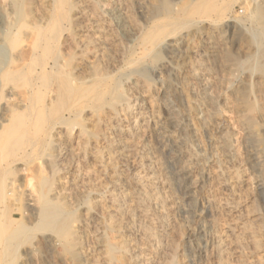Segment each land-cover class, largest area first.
I'll return each mask as SVG.
<instances>
[{"label": "bare ground", "instance_id": "bare-ground-1", "mask_svg": "<svg viewBox=\"0 0 264 264\" xmlns=\"http://www.w3.org/2000/svg\"><path fill=\"white\" fill-rule=\"evenodd\" d=\"M107 1L116 5L106 7ZM124 2L126 1L0 0V264H12L19 251H23L24 259L17 264H33L41 245H45L47 249L48 246L59 247L61 253L55 263L178 264L179 259L183 258L179 255L180 258H176L177 244L172 237L165 236L164 233L158 237L159 233L153 226H148L147 222L150 220L147 221L148 212L143 204L150 205L152 202L160 205L162 209L158 207L160 211L157 212L162 222L164 221L163 208L167 206H163L169 198L168 193L172 192L170 182L163 176L161 160L159 163L158 158L148 155L143 134V141L140 139V131H144L147 126L146 118L150 116L145 117L146 111L151 112L155 122L161 120H157L159 115H156L150 100H140V108L136 102L132 103L131 90L139 88V79L131 81L129 92L122 86L121 76L114 77L115 73H112L119 59L126 53L118 45L121 42H118L113 31L118 30L125 37L134 36L136 22L131 18L129 5ZM239 3L246 11V16L264 29V0H239ZM176 8L177 12H174L177 15L186 17L183 21H178L176 26H184L190 21L189 15L184 14L180 6ZM184 10H188L187 3ZM204 12L208 14L216 12V9L205 5ZM255 29L250 30L245 40L239 38V50L242 54L240 56L244 57V61L241 60L245 63L243 69L248 73L257 72L259 77L254 76V84L262 87L264 38ZM136 30L137 27L134 31L137 32ZM210 30L202 36L201 51L196 55L212 61V57L217 56L218 44L223 40L220 36L213 40V33H217L216 27ZM165 31L163 25H156L144 36L143 51L128 53L130 56H126V65L136 67L150 49L149 46L157 44ZM126 45L127 42L125 47ZM172 47L176 49V43ZM227 60L231 59L228 57ZM192 62H187L178 72L179 75L184 74L179 85L180 92L187 105L197 110L191 117L192 124H195L201 119L200 111L206 112L207 115L205 113L204 116L208 119L211 117L213 106L206 105L211 107L210 110L206 106L201 107L200 95L203 94L209 99L207 103L210 102V89L214 87L210 85L214 81L217 83L219 78H212L208 68L201 70L198 66L199 70L196 69ZM208 64L207 67L210 65ZM230 64L238 65V60L233 59ZM135 67H131L132 73L135 72ZM226 69L229 70L228 66ZM224 71L226 72L225 68ZM244 75L249 76L244 73V78H237L238 84L231 89L240 99L238 104L242 107V117L248 123L257 117V112L255 117L253 114L251 117V113L255 112L250 79L248 80L251 76ZM198 86L201 87L200 93ZM136 92L139 91H135V94ZM140 94L142 95L141 89ZM199 123L201 122H197L198 125ZM156 129L158 130L157 127ZM247 129L250 134L256 133L249 124ZM262 129L264 130L263 126ZM224 146L221 148V155L220 152L216 154L223 162L211 159L207 167L198 162L199 156L188 147L171 150L168 161L175 167L174 176L179 186L191 199L196 187L197 171L205 167L212 169L209 177L218 181L221 191L225 192V196L218 199V208L228 218L223 228L225 242L227 241L229 249L234 246V252L240 253V237L244 233L250 234L253 247L259 249L260 255L258 254L256 263L264 264V245H260L259 237L257 238L259 235L252 231L253 223L257 221L256 215L247 211V207V212L243 208L245 212L241 213L247 191L244 189V194L238 187L248 180L246 177L240 178L237 170H228L226 177L218 170L222 163L231 167L238 165L234 163L236 161L231 148ZM138 152L141 160L138 159L144 168L142 171L136 166L134 167L138 171H134L132 164L128 165L129 168L125 166ZM213 223V232L209 237L211 245L214 243L212 237L216 236ZM171 230L169 231L174 233L175 230ZM90 233L99 248L97 252L91 249L92 246L90 248V242L89 246L87 244ZM94 239L91 242L94 243ZM215 242V255L213 251L207 254L211 263H214V257L218 258L222 251L218 237ZM155 245L160 247V252ZM54 256L57 257V254Z\"/></svg>", "mask_w": 264, "mask_h": 264}, {"label": "rangeland", "instance_id": "rangeland-1", "mask_svg": "<svg viewBox=\"0 0 264 264\" xmlns=\"http://www.w3.org/2000/svg\"><path fill=\"white\" fill-rule=\"evenodd\" d=\"M125 1L126 2L124 3L126 5L127 4L129 5L128 8L130 10V15L133 22L138 23V24L134 23L135 28L137 27L138 30H136L137 32H135L134 31L135 28H134L133 30L134 36L131 37H127V36L125 37L118 30H116L118 33L115 31L117 34L113 31V33L117 37L118 42H121L118 43V45L121 46V48H124L126 50V53H124L122 59H119L120 61H118L117 66L113 68L112 73L113 74L115 73L114 77L121 76L122 86L127 90H129V85L131 87L132 80L137 81L139 79L138 84L142 88L140 86H138L139 88H135V91L137 90L139 91L136 92V94L134 90H131L134 92V93L132 92L130 96L132 99V103L136 102L137 107L139 106L138 108H140L142 107V105L140 104L141 103L140 100H144V99H145L144 101L150 100V102L154 107L156 115H159V117H157L158 118L157 120H161V121L155 122V120L152 119V116L150 114L151 112L150 111L145 112V117L149 115L150 116L146 118L147 126L145 125L146 127H144V131L142 132L140 131V139L141 141H143V136H144L145 140L143 142H145L146 147L148 148L147 149L148 155L150 156L152 155L158 158L157 160H159L158 161L159 163L161 160V164H160L161 171L164 174L163 176L167 177L168 181L170 182V187L172 189V192L170 191L168 193L167 196L169 198H167V201L163 206V207L167 206L166 208H163L164 210L163 222L159 212H157L159 210L158 207L161 208L160 205H155L152 202H150L151 203L150 205H148V203H143L144 208L148 212L147 215L149 219L147 218V221L150 220L149 222H147L148 226L150 227L153 226L152 228L157 233H159L157 234L158 237L160 236V234L161 236H163L164 233L165 236L172 237L171 239L175 240L177 244L176 258H178L179 256L183 257V258L179 257L180 258L179 260L183 262L181 263L180 261H178V264H184V263L186 264H257L256 260L259 257L258 256L259 249H255L253 247V244L249 239L250 234L244 233L240 237L239 240L242 246V251L240 253L234 252L235 250L234 248H232L234 246L230 247L229 249V246L227 245V241L225 242L223 228L228 218H226V216L224 215L225 213L220 210V207L218 208V206L220 205V203L218 202L225 196L224 194L225 192L221 191L222 189H220L218 185V181L215 180L217 182L215 183V181L212 180L211 177H209L212 175L211 173L212 169L206 167L210 161L215 159L217 161L219 160L220 157L219 155L216 154H219L223 145L231 148L234 161H236L234 163L238 165L231 167L226 164L225 165L227 167L226 168L222 163L219 165L218 170L223 174V176L225 175L224 177L227 176L228 170L229 171H231V169H233L232 171L237 170L236 173L238 176H240V178L245 179L246 177V179L248 180L246 182L244 181L243 184L240 187H238V189L240 188V192L242 193L247 191L246 194L244 193L246 195V196L244 195L246 199L245 202L242 203L243 206L241 207V213L244 214V212L246 211L245 207H247L248 208L247 211H252L253 212L252 214L256 215L257 221H254L253 223L254 227L252 226L253 227L252 231H254L255 233H257V235H259L257 236V238L259 237L258 240L260 242V245L263 246L264 245V133H263L264 130L262 129V126L264 127V82L262 84V87L261 85L254 84L256 81L255 80L256 77H259V75H257V72L250 71V73H248L249 71L247 72V70L245 71V69H243L244 68L243 65L245 63L243 64V62H241V60L244 61V57L240 56L242 54L240 53L239 50V44L241 42L240 40L241 39L242 41L245 40V38L249 36L248 34L251 31H254L255 28H256L255 30L261 32L262 34L261 37L264 38V29H262L257 23L252 22L248 18V16H246V11L243 9L242 5H240L239 0L238 1L237 0H125ZM184 1L186 2L183 3ZM186 3L188 10H184V6ZM112 4L116 5L115 3L110 1L105 2L106 7L111 6ZM203 5L214 7L216 9V12L218 13L212 12L205 14ZM177 6L178 7L180 6V10L182 8L184 14L189 15L188 18L191 21L188 22L189 24L186 23L184 26H176L179 24V22L183 21V19L186 18L185 15L184 16L180 14L177 15L174 12V10L176 11ZM156 25L157 26L163 25L166 31L156 42L157 44L149 46L150 49L145 52V56L142 60H140V63L136 67L135 65L131 66L132 68L135 67L134 69H136L135 72L132 73L131 67L126 65V61L128 59L126 56L128 55L130 56V54L128 53L131 51L132 52L134 51L133 53L135 54L137 52L143 51L142 48H144L143 46L145 45L143 38L148 32L152 31V29H154ZM257 26L260 27L261 29L258 28ZM212 27H216V32H217V33L215 32L213 33L214 37L212 39L216 40V37L220 36L223 42L221 44H218L217 46L218 48L216 51L217 56L214 58L212 57V61H210L211 59L207 60L205 58H202L200 55L198 56L196 54H198L201 51L200 42L202 40V36H204V34H206L207 32L209 33ZM119 33L121 35H119ZM242 34L243 37L245 36L244 39L242 37ZM239 38L241 39L239 40ZM121 40L124 41L122 42ZM126 42L127 45L125 47ZM173 43H176V49L172 47ZM218 52L221 53L219 54ZM228 57L232 61L233 59L234 60L237 59L238 65L230 66L232 65L230 64V62L232 61L227 60ZM187 58L189 59V61ZM203 60H207V61H203ZM190 61L192 62L193 65L196 66V69H198V66L199 69L208 68L207 71L210 74H212L213 76L212 78H214V76L219 78L218 80L216 79L217 83L215 81L213 82V80L211 81L213 83H211L210 86L211 87L214 86V87L210 89L212 92L211 93L212 96L211 95L209 96L211 97L210 102L208 101L207 103V100L209 99H206L203 94L200 95L202 101L201 107L206 105L213 106L212 109L211 107L206 106L208 107L207 109L209 110L211 109V111L213 110L212 114L210 115L211 117L208 119V117L204 116L206 112L202 113V111H200V116H201L200 118L202 119V121L201 119L200 121L194 120L196 121L195 124H192L191 117L193 116V113L196 112L197 110L195 109V107L190 108L187 105L184 96L181 94L179 88L181 77L184 74L179 75L178 71H181L184 68V66L187 64V62ZM208 62L210 65L208 64ZM206 63L209 65L208 67ZM215 63L218 64L221 63V64L218 65ZM121 64H125V65H121ZM217 65L219 67H217ZM227 66L229 70L226 69ZM237 66H240L241 68ZM220 67L222 69H220ZM224 68L226 72L224 71ZM210 70H212V72ZM213 71L216 73V75H214L215 73ZM227 71L230 73H228ZM217 72L218 73L220 72L219 74L221 75L217 74ZM244 73L252 77V78L251 77L248 78V80L250 79L249 85L252 95L251 98H254V102L253 100L252 102L253 104H255V106L253 105L255 112L251 113V117L252 114L253 117L257 116L255 118H252L248 123L244 119V117H242L243 114L242 107L240 106V104H238V102H240V99L231 89L238 84V79L244 78L243 77ZM235 74L237 75L234 76ZM239 74L241 75V77ZM255 75L256 77H254ZM249 76H245V77H249ZM252 79L253 81H251ZM140 81L142 83H140ZM218 82H221L220 84H222V86ZM215 83L218 84V86ZM126 85H128V87ZM228 87L229 89H227ZM140 89L142 95L140 94ZM197 89H198V93H200L201 87L198 86ZM261 89L263 91L262 93H261ZM254 90H256L257 93ZM131 91L129 90V92ZM205 100L206 102H204ZM197 105H199L198 101H197ZM204 108L203 111H205ZM258 112L260 115L258 114ZM172 113L173 114L175 113V115H172ZM211 118L213 122H215L216 124L211 122L212 121ZM256 118H259L260 120ZM162 122L164 123L165 126L163 125ZM197 122H201V123H199L198 125ZM248 124L249 126H251V128H253L256 131V133L250 134L247 131ZM156 127L158 128V130L156 129ZM146 128L148 131L146 130ZM142 134L143 136L141 137ZM166 135L168 137H166ZM218 144L220 147L218 146ZM178 147L179 148L188 147L189 149H191V151L193 150L192 152H195L197 154V157L199 156L198 162L201 165H206L205 168L197 171L195 177L196 187L193 193L194 198L192 197V199L191 197H188L184 194L183 189H181V187L179 186V182L177 181L176 176H174L175 167L173 164H171L170 161H168L169 160L168 156L170 151L171 150L176 151L179 149ZM216 149H218L219 151ZM134 156L128 161V164L125 166L132 164L131 167L134 171H138L140 168H141L140 171L144 170L143 166H141L140 164L141 158L139 157L141 156V154L138 152V154ZM134 161L136 163H134ZM219 162H223V161L219 160ZM137 163L138 166L140 167L137 166ZM134 166H136L138 170ZM237 166H239L240 168L239 167L237 168ZM207 170H209L210 172ZM211 186H214L215 188L213 187L211 188ZM219 198L220 200L218 201ZM246 204L248 206H246ZM168 208L169 210H167ZM214 208L216 210H214ZM243 208L245 211L243 210ZM149 223H153V225ZM211 223L215 225L214 231L216 233V236L212 237L214 245L213 244L211 245L210 243L212 241L211 238L209 240V237L211 236V232H213L212 231L213 227ZM155 225L157 228L155 227ZM182 226L184 227V229ZM172 227L175 230L174 233L173 232L171 233L169 231L172 229ZM157 229L159 232L157 231ZM90 234L88 236L89 239L87 244L89 246L91 243L90 248L92 246L91 249H94V252H97L96 250H98L99 248L96 244L93 235ZM176 235L178 238L176 237ZM217 237L221 241L220 247L222 251L219 253L218 258L216 257L217 259L214 257L215 259V260L213 259L214 263H211L210 261L211 259H209L207 254L213 251L212 253L215 255V250L213 249V247L216 244L215 241H217ZM90 238L94 239L93 241H95L94 242L95 244L91 242L92 240ZM155 247L159 249V252L161 251L159 246L157 247L155 245ZM37 251L38 253L36 252L37 254H35L34 257L35 262H33V264H53L55 263V260H58V257L61 253V250L59 249L58 246L55 247L48 246L47 249L45 245H41L38 247ZM22 252L23 251H19L18 256L15 258L12 264H17L24 259V255ZM56 254L57 257L54 256ZM56 262L57 263L55 264H66L62 262L58 263L59 261ZM67 264H71V263L67 262Z\"/></svg>", "mask_w": 264, "mask_h": 264}]
</instances>
